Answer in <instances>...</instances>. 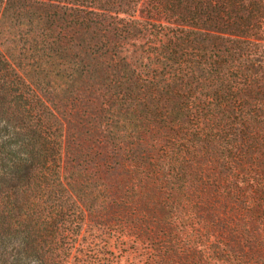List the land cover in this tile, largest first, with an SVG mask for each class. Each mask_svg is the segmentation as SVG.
<instances>
[{"label":"trees","instance_id":"trees-1","mask_svg":"<svg viewBox=\"0 0 264 264\" xmlns=\"http://www.w3.org/2000/svg\"><path fill=\"white\" fill-rule=\"evenodd\" d=\"M0 264H264V0H0Z\"/></svg>","mask_w":264,"mask_h":264}]
</instances>
